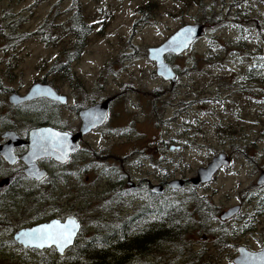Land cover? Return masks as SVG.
Returning <instances> with one entry per match:
<instances>
[{"label": "rangeland", "instance_id": "rangeland-1", "mask_svg": "<svg viewBox=\"0 0 264 264\" xmlns=\"http://www.w3.org/2000/svg\"><path fill=\"white\" fill-rule=\"evenodd\" d=\"M74 14L76 26H88L82 41L71 31ZM187 23H203L204 32L165 57L176 72L171 84L156 75L146 48ZM0 75L21 90L45 77L72 102L115 96L106 122L68 165L63 215L82 220L79 240L101 222L121 223L122 175L188 181L219 152L230 162L208 182L165 185L188 215L183 235L134 264H233L234 243L254 249L264 239V184L256 183L264 169V0H0ZM14 120L74 127L79 117L69 106L34 102ZM233 206L242 215L220 225L218 214ZM31 210L12 204L4 213L19 226L34 219ZM137 228L129 225L127 235ZM6 238L0 264L41 260Z\"/></svg>", "mask_w": 264, "mask_h": 264}, {"label": "flooded vegetation", "instance_id": "flooded-vegetation-1", "mask_svg": "<svg viewBox=\"0 0 264 264\" xmlns=\"http://www.w3.org/2000/svg\"><path fill=\"white\" fill-rule=\"evenodd\" d=\"M11 76L12 75H0V147L2 148L10 140L11 136L8 135L10 132L18 136V139L16 137L14 138L15 141H19V143L14 144L11 148L13 155L12 162L6 160L0 153V251H2L4 240L3 237L6 233L8 237L6 239H9V241L17 248H20L21 251L25 250L29 251L30 253H42L38 257V259L41 260H35L33 264H43V258L46 260L47 264H63V257L66 256L68 249H66L63 254V251L58 252L54 245H50L42 249L26 247L16 242L13 239V236L17 230L31 227L41 222H47L52 219H59L63 222V219L66 216H75L72 213H64L63 215V191L67 187V178L69 174L73 175L71 171L68 170V165L71 163L73 157L81 150V145L85 141V138L106 122L107 118L109 117L111 106L114 103L115 96L112 94L100 98H92L87 101H82V97H78L77 101L72 102L69 94L63 91L58 85L52 83L50 79L44 77L35 80L26 89L21 90L19 87H14L13 83L15 79L11 78ZM36 82L49 84L57 93L65 96V102L61 103L59 100H53L46 97L23 100L18 103H13L11 101V95L16 94L18 96H24L28 92L30 86ZM105 99H109V106L103 124L89 130L85 134H82L76 142L75 150L69 155L65 162H60L51 156H39L35 158L34 163L37 165L39 170L44 171V174L39 178L36 176H30L26 173L25 170L28 164L23 156H25L29 150L28 137L32 129L49 126L58 131H67L73 135L78 132L81 122L79 120V122L75 124L74 127H68L59 121L48 120L20 123L14 120L18 116L19 109L28 107L34 102H41L46 103L47 106L53 108H61L63 105L69 106L73 109V111L78 113L80 110L93 106L96 103H100ZM20 124L22 125L19 126ZM228 159L229 164L230 158L228 157ZM124 179L126 182V188L122 189L124 197L122 198L123 201L122 199L120 200V204L125 202L128 204V207L123 212L119 211L117 216L122 217L121 219L125 222L124 224L126 228L132 224L135 226L137 225L138 228H140L141 226L145 225L147 219L142 222V225H139L140 219L138 220L136 218V212L140 209H147L146 212L152 213L151 211L153 208L157 209V213L161 212L163 207L164 189L165 185H167V181L164 182L159 179L151 182L148 179H141L137 182H134L127 174L122 175L121 180ZM118 181L119 180L116 182ZM188 184L191 183L184 179L183 186L178 190L185 188ZM153 186H161V190L157 191ZM112 191L116 192V189H113ZM116 194H119V196L122 197L120 191H117ZM130 198L136 200L135 205H133V202ZM12 204H21L29 210L33 209L31 211L37 210L32 213L34 219L30 223H24L23 225H12L7 219V213H4L5 206ZM39 204L40 206L42 205L41 208H39L40 206L37 207ZM261 205L264 206V203ZM259 208L264 210V208ZM223 211L218 214V223L220 225H223L232 219L239 218V215L241 214L239 209L230 217L220 219V214ZM76 220L78 221L80 228L75 240L79 238L82 230V220H80V218H77ZM263 243L264 239L259 242L258 247L254 249L241 242L234 243L232 247L234 248L235 252L231 256L232 262L233 258L238 254L239 247H244L250 251H259L262 248ZM16 250L18 251V249ZM43 254L46 256H43Z\"/></svg>", "mask_w": 264, "mask_h": 264}, {"label": "water", "instance_id": "water-1", "mask_svg": "<svg viewBox=\"0 0 264 264\" xmlns=\"http://www.w3.org/2000/svg\"><path fill=\"white\" fill-rule=\"evenodd\" d=\"M187 29H191L190 32L187 31ZM203 34V25L200 23H194V24H184L180 26L178 29H176L173 33H171L163 42L156 46H148L146 48V55L147 58L151 61L154 62L155 65V72L158 76H160L163 80H168L171 83H174L176 80L175 77V72L173 68L165 61L164 56L168 53L172 54H179L199 36ZM179 36L180 41H183L182 43L180 41H177L176 43H173V39L175 37ZM154 50H159L154 51ZM38 97H46L50 98L53 100H59L61 103L65 102V96L57 93L49 84H43L36 82L32 84L28 90V92L24 96H18L16 94L11 95L10 99L13 103H18L23 100H30ZM56 97H62L61 99H57ZM109 99H105L104 101L100 103H96L93 106L84 108L78 112V117L80 119V127L77 133L75 134H70L67 131H58L52 127L49 126H44V127H39V128H34L30 131L29 137H28V144H29V150L23 158L27 162L28 166L26 168V173L30 176H36V177H41L44 174L43 170H39L37 165L34 163L35 158L39 156H51L54 159L60 161V162H65L69 155L75 150L76 148V142L78 138L82 135L88 132L89 130L100 126L107 114L108 110V104ZM96 117H99L97 119ZM42 129H50L52 132H63L67 133V138H66V157L64 154H61L57 151H54L52 149H49L48 151H38L34 148V138L39 135L40 130ZM10 137V140L1 148L0 147V153L4 156V158L8 161L13 160V155L11 152V148L14 144L19 143V141H15L16 137L18 139V136L13 134L12 132L8 133ZM33 153H35L33 155ZM228 157L224 152H219L216 155L212 156V158L206 163L205 166H200L196 169L195 176L189 178V181L197 185L200 182H207L209 181L212 176L215 174V172L221 167V166H226L228 165ZM256 183L258 185L264 184V169L260 171ZM168 185L170 186L171 189L176 190L178 188H181L183 186V180L179 178L172 179L168 182ZM155 190L159 191L161 190V186H153ZM238 210V206H233L225 211H223L220 214V219H225L230 217L232 214H234ZM69 216H66L63 220H66ZM76 220L75 217L71 216ZM51 220L47 222H41V223H49ZM78 224V228L76 230V234L79 230V223L76 220ZM39 224V223H38ZM37 224L31 226L35 227ZM30 227L23 228L20 230H17L14 233L13 239L22 244L23 246L26 247H33L34 246H27L22 242V239L20 237V233L22 231L27 230ZM76 236V235H75ZM73 237V241L74 238ZM72 241V243H73ZM50 246V245H49ZM55 246V245H54ZM70 245H66L63 249V251L69 247ZM48 247V246H46ZM45 248V247H43ZM42 249V248H38ZM264 251V243L262 245V248L259 251H250L247 250L244 247H239L238 248V254L233 258V262L235 264H261V261L259 260L260 253ZM62 252V251H58Z\"/></svg>", "mask_w": 264, "mask_h": 264}, {"label": "trees", "instance_id": "trees-1", "mask_svg": "<svg viewBox=\"0 0 264 264\" xmlns=\"http://www.w3.org/2000/svg\"><path fill=\"white\" fill-rule=\"evenodd\" d=\"M72 19L71 31L82 41L81 37L88 31V26H76L79 14H74ZM146 211L140 209L136 212L138 220L145 217L147 220H139H146L145 225L130 235H127L122 219L121 223L115 219L101 222L95 233L74 242L66 252L65 261L67 264H134V260L144 262L145 257L160 246L174 243L182 237L183 225L188 219L182 202L164 195L161 212L157 213L156 208L152 209V213ZM43 261V264H47L44 258Z\"/></svg>", "mask_w": 264, "mask_h": 264}, {"label": "snow or ice", "instance_id": "snow-or-ice-1", "mask_svg": "<svg viewBox=\"0 0 264 264\" xmlns=\"http://www.w3.org/2000/svg\"><path fill=\"white\" fill-rule=\"evenodd\" d=\"M187 31L190 32L191 29H187ZM177 41H180L179 36L173 39V43ZM180 42L182 43L183 41ZM154 51L158 52L159 50ZM56 98L62 100V97ZM96 118L99 119V117ZM67 135V133L63 132H52L50 129H42L39 135L34 138V148L38 151L52 149L64 154L66 157L67 145L65 141ZM77 228L78 224L76 220L69 216L63 222L59 219H52L49 223H39L35 227H30L22 231L19 235L22 242L27 246L43 248L49 245H55L57 251H63L66 245L72 244ZM259 260L261 264H264V251L260 253Z\"/></svg>", "mask_w": 264, "mask_h": 264}]
</instances>
